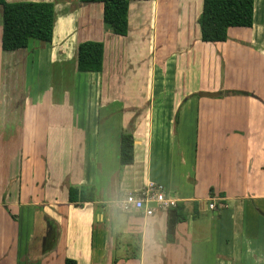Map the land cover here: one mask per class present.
Returning a JSON list of instances; mask_svg holds the SVG:
<instances>
[{"label":"crops","instance_id":"0c3cea01","mask_svg":"<svg viewBox=\"0 0 264 264\" xmlns=\"http://www.w3.org/2000/svg\"><path fill=\"white\" fill-rule=\"evenodd\" d=\"M6 2L52 3L54 19L51 43L38 46L47 82L34 99L25 76L32 40L10 53L0 45V264H264V0H253L252 28L229 29L224 43L200 41L202 0L130 2L125 35L104 21L103 4ZM1 28L0 8V38ZM145 29L146 92L103 94L114 78L106 71L122 64L117 38L127 43L132 30ZM86 42L102 45L99 72L78 71ZM195 66H214L216 83L185 87L180 77L188 81L184 71L190 76ZM221 66L229 84L220 82ZM76 73L87 99L79 112ZM156 100L167 111L161 122ZM122 134L134 141L133 164L125 167ZM149 183L162 185L186 217L172 243L167 212L142 218L116 209L121 196ZM70 188L88 190L92 201L70 203Z\"/></svg>","mask_w":264,"mask_h":264},{"label":"trees","instance_id":"16d2710c","mask_svg":"<svg viewBox=\"0 0 264 264\" xmlns=\"http://www.w3.org/2000/svg\"><path fill=\"white\" fill-rule=\"evenodd\" d=\"M151 0H78L80 4H103L104 21L119 35L126 34V10L130 2ZM52 3H7L0 0L2 28L0 45L6 53L26 49L30 40L49 44L53 37L54 10ZM200 41L203 43H224L229 29H251L253 25V0H202L198 18ZM102 45L86 42L78 47L77 68L80 73L99 72L102 65ZM134 160L132 136L122 134L119 145V165L130 166ZM88 190H69L70 203L92 201ZM90 191V190H89ZM177 205L169 209L167 220V242H173L177 224L186 217ZM64 264H76L66 259Z\"/></svg>","mask_w":264,"mask_h":264},{"label":"rangeland","instance_id":"374dc122","mask_svg":"<svg viewBox=\"0 0 264 264\" xmlns=\"http://www.w3.org/2000/svg\"><path fill=\"white\" fill-rule=\"evenodd\" d=\"M131 15H134L133 13V9L131 10ZM139 19V17L137 18ZM132 29H133V26H132ZM159 29L161 30V28L159 27ZM198 27H196V32L198 33ZM142 33L138 34V36L136 35V33L134 32V30H132V33H131V36H127L129 41L127 43H124L121 39H118L116 40V44L120 46L119 50H123V52H120L121 55L123 56V59L120 61V64L121 66H119L118 68H115L113 69V74L111 72V70H107V75L108 76L109 74L111 75V81L109 82H104L103 83V94H105V92H111V93H115V92H112L113 90H116V91H120L119 87H122V91H124V88L128 91V90H136V91H139V92H146L147 90V85H148V82L146 80V78L148 79V69H149V66L151 64V53H150V46H151V33L148 29H145V30H141ZM195 33H194V30L192 31V34H191V39L193 40L194 39V36ZM189 37V36H188ZM187 36L183 37L182 35L180 36L179 35V38H180V41L182 42V39L181 38H188ZM168 41H169V45L168 47H170V45H173L172 43L175 42V37L172 36V35H169L168 36ZM187 42V41H186ZM138 44V45H137ZM176 44H177V41H176ZM40 45H44L38 41H31L30 42V45H29V52L30 54H32V59L30 60V63H29V60H28V68H25V76H26V80H27V86H28V90H32L33 93H31V97L32 99H34V93L35 92H38L41 88H44V82L46 83L47 82V79L45 78V68H46V64L47 62L43 59V62L40 63L39 65V61L37 58L38 56V46ZM184 43H181L180 44V48L179 49H182ZM174 46V45H173ZM32 48V49H31ZM129 48V50H128ZM118 49V48H117ZM127 49V50H126ZM183 51V50H182ZM180 51V52H182ZM158 55V54H157ZM174 61V60H173ZM172 61V62H173ZM172 62L171 64L169 65V68L171 69L172 67ZM0 63L2 64L3 63V59L1 58L0 56ZM5 63V61H4ZM126 64L127 66H124V64ZM174 67V66H173ZM193 70V69H192ZM205 70V71H204ZM204 70H202L200 72L199 68H194L193 72L190 71V76L187 74V72L184 71L185 73V77L188 79V81H185L184 78L181 76V81H182V84L184 83L185 87H186V83L188 86L191 85V88L192 90H195L197 89V87H199V85L201 86H206V85H210L211 83H216L217 81V78H216V73L214 71V66L213 68L210 66V67H206L204 68ZM53 71H55V69H53ZM213 71V73H212ZM68 73L69 74H73L71 73L70 70H68ZM245 69L244 67L242 66L240 68V73L238 74V80H237V85L238 87L241 86V82H242V79L245 78ZM79 77V79H76L74 80L75 82V85L77 86V91H76V95H77V99H76V110L77 112H79L81 110V107L83 106V104L85 102H87V99L85 98V89H83L82 87H80L84 80L82 81V79L84 78L83 75H79L78 73H76ZM124 74V78L121 77L122 75ZM168 77H171V72L168 73ZM119 78H123L122 80V83L119 84ZM220 82L222 83L223 80L225 79V76L223 77V70H222V66H221V74H220ZM40 79V80H39ZM190 79H192V83L189 81ZM126 80V81H124ZM160 79H159V76L157 77V81H156V90L159 89V85H160ZM230 77L229 75L226 77L225 79V83H228L230 82ZM134 82H136L134 84ZM246 82H247V79H246ZM1 84H2V90L4 87H7V84H6V80H5V75L3 76V83L1 81ZM182 84L181 82L179 83V87H182ZM10 87V95L12 96V92L14 91V88L13 86H9ZM135 87V88H133ZM119 89V90H118ZM121 91V95H122V99H123V94L124 92ZM156 105H155V108H156V113H155V122H161L163 121L162 118H163V115L160 114V111L162 112L164 109L161 105H160V101L159 100H156ZM165 110V109H164ZM165 112H167L165 110ZM166 116H164L165 118ZM155 139L158 140L157 137H155ZM157 143V142H156Z\"/></svg>","mask_w":264,"mask_h":264},{"label":"built area","instance_id":"2783aa9c","mask_svg":"<svg viewBox=\"0 0 264 264\" xmlns=\"http://www.w3.org/2000/svg\"><path fill=\"white\" fill-rule=\"evenodd\" d=\"M177 200L167 196L162 185L149 183L143 189L125 193L117 201L116 209L126 216L151 218L158 212L175 208ZM214 210V205H209Z\"/></svg>","mask_w":264,"mask_h":264}]
</instances>
